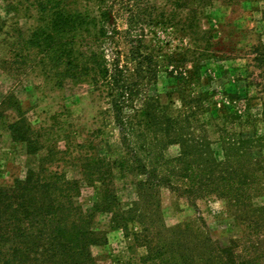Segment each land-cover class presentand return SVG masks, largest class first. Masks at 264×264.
<instances>
[{"label": "rangeland", "instance_id": "obj_1", "mask_svg": "<svg viewBox=\"0 0 264 264\" xmlns=\"http://www.w3.org/2000/svg\"><path fill=\"white\" fill-rule=\"evenodd\" d=\"M61 1L66 10L99 18L101 24L88 30L103 26L108 32L100 46L109 61L127 63L132 30L142 38L143 50L159 65L151 94L172 103L174 115L181 96L198 98L193 104L199 112L186 133L206 146L210 160L224 162L232 142L235 169L242 172L240 160L249 158L254 171L264 169V59L258 58L264 53V0ZM41 2L48 0H0V189L14 191L16 208L28 180L41 185L62 176L66 181L54 184L49 195L60 206V223L44 229L35 224L27 238L0 241V264L5 256L13 264H53L49 257L77 262L79 253L69 255L65 247L79 246L71 239L78 232H87L94 264H220L218 252L224 250L226 264H264L263 214L238 217L222 197L190 194L189 184L178 178L170 187L147 185L137 192L138 182L150 177L119 172L143 149L124 145L102 91L89 82L56 84L46 59L26 44L46 17L37 8ZM17 123L41 147L38 153L13 139ZM179 152V145L169 144L164 153L174 158ZM100 158L116 166L101 179L93 175ZM254 178L261 183V173ZM103 182L119 205L103 204ZM254 195L249 205L264 212L262 187ZM58 226L68 236L55 237ZM38 230L46 231L43 238Z\"/></svg>", "mask_w": 264, "mask_h": 264}, {"label": "trees", "instance_id": "obj_2", "mask_svg": "<svg viewBox=\"0 0 264 264\" xmlns=\"http://www.w3.org/2000/svg\"><path fill=\"white\" fill-rule=\"evenodd\" d=\"M63 5L65 4L61 0H48L47 3L38 4L37 8L41 9V15L46 17L31 34L26 44L36 49L46 59L44 65L48 69L47 73L57 79L56 84L61 85L65 80L89 82L105 94L108 112L111 113L114 123L120 130L124 145L127 147L135 145L143 149L134 153L132 165H121L118 168L119 172L131 171L132 174L150 177L147 182H138L137 192L138 188L147 185V189L151 190L159 184L169 186L173 179L178 178L186 181V185L189 184L190 188L186 190L190 194L201 193L205 197L211 195L222 197L236 208L238 217L239 214L246 213L264 215V212H259L262 209L251 208L249 205L255 196V188L262 187L264 190V169L259 167L254 171L256 164L250 158L240 160L245 168L242 172L235 169L232 158H229V154L233 155L232 150L235 147L232 142L227 146L229 154L226 155L224 162L217 163L210 160L206 146L196 141L192 134L186 133L191 129L188 127L192 122L190 117L196 116L199 112H195L196 106L193 104L196 101L198 106V98L181 96V110L178 111V115H174L171 109L172 103L163 104L158 96L151 94V88L158 81L159 65L152 55L143 50L145 46L142 38L133 34L135 32L132 30L129 33L132 38L129 42L127 63L121 64L118 59L109 61L100 46L107 39L108 32L103 26L94 33L88 30L91 26L96 27L101 24V21L97 20L99 18L83 17L81 14L66 10ZM132 25L133 28L134 24ZM84 38L87 39L83 41ZM88 40V43L93 41L87 44ZM92 45H97L98 48ZM258 58L263 61L264 53L258 55ZM11 130L13 139L26 143L32 154L38 153L41 149L35 145L36 140L26 136L25 129L20 123L14 124ZM183 135H187V139ZM169 144L180 146L177 157L166 158L164 152ZM98 162L101 164L93 175H98L99 179L105 174L112 175L111 169L114 170L116 166L107 163L103 158ZM103 162L110 169H104ZM249 163L253 165L248 167ZM258 173L262 175L261 183H257L254 178ZM29 174L34 176L33 171H29ZM49 180L48 184L41 185H38V182L37 185L32 184L31 179L28 180L22 188L23 194L18 196L16 208H13L11 202L15 198L14 191L0 189V241L8 242L10 238L15 237L27 238L29 228L35 224H40L41 229L50 225H59L60 220H57L56 216L61 209L56 204L57 200L49 195L54 189V184L66 180L56 174L50 176ZM76 182L73 181L72 185L75 186ZM27 184L31 186L26 187ZM197 184L203 186L197 188ZM109 189L105 182L101 184L103 204L119 205L117 196ZM37 191H41L40 196L36 195ZM30 194L35 195L29 196ZM2 222L3 227H1ZM13 222L18 225L12 227ZM38 231L39 238H43L46 231ZM55 231L58 232L55 237L59 238H64L69 233L67 230L61 231L60 226ZM78 233L75 234L77 238L71 239L72 242L79 240V246L72 244L65 247L69 255L72 250L79 253L75 258L77 262L68 258L69 263L94 264L87 246L90 241L87 232H80V235ZM54 239L56 241V238ZM224 251L218 252L220 264L228 262ZM49 258L47 261L59 264L57 257ZM2 264H13V260L6 259L5 256Z\"/></svg>", "mask_w": 264, "mask_h": 264}]
</instances>
